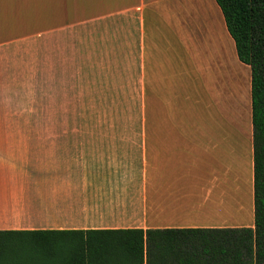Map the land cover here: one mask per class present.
I'll return each mask as SVG.
<instances>
[{
	"label": "crops",
	"instance_id": "0c3cea01",
	"mask_svg": "<svg viewBox=\"0 0 264 264\" xmlns=\"http://www.w3.org/2000/svg\"><path fill=\"white\" fill-rule=\"evenodd\" d=\"M45 81L137 129L55 137L49 191L43 138L9 131ZM249 90L214 0H0V231L252 228Z\"/></svg>",
	"mask_w": 264,
	"mask_h": 264
},
{
	"label": "trees",
	"instance_id": "16d2710c",
	"mask_svg": "<svg viewBox=\"0 0 264 264\" xmlns=\"http://www.w3.org/2000/svg\"><path fill=\"white\" fill-rule=\"evenodd\" d=\"M250 72L252 228L0 231V264H264V0H214Z\"/></svg>",
	"mask_w": 264,
	"mask_h": 264
},
{
	"label": "rangeland",
	"instance_id": "374dc122",
	"mask_svg": "<svg viewBox=\"0 0 264 264\" xmlns=\"http://www.w3.org/2000/svg\"><path fill=\"white\" fill-rule=\"evenodd\" d=\"M238 79L242 80L241 77ZM55 86L52 82L45 81L44 86V106L41 110L40 101L37 105L32 103L29 98L27 123L11 124L9 130L13 136L25 137H41L43 138L44 157L43 170L39 177L43 180L45 191H49L55 186V137H71V136H103V135H137V129L134 128H114L110 124H132L131 107H125L129 110L125 114L106 113L104 112L103 101L105 98H92L95 100L97 111L83 112L70 111L69 114L61 112L58 109L62 104V99L55 97ZM98 104H101L98 106ZM103 108V109H102ZM110 108V107H107ZM112 108V107H111ZM114 108V107H113ZM120 106L115 107L118 109ZM71 109H78L75 103H72ZM32 110V111H31ZM103 111V112H102ZM236 121L240 123L239 113ZM135 117V116H134ZM137 122V119L135 121ZM237 129H241L245 124H235ZM29 174L35 179L36 173L29 169ZM31 176L29 177V179ZM48 195V194H45ZM50 195V194H49ZM30 227H55L54 224L31 225Z\"/></svg>",
	"mask_w": 264,
	"mask_h": 264
}]
</instances>
